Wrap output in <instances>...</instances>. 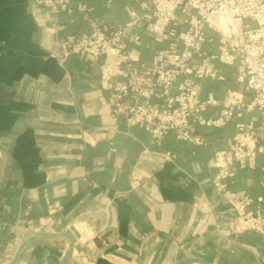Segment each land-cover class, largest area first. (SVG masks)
I'll return each instance as SVG.
<instances>
[{
    "label": "crops",
    "instance_id": "1",
    "mask_svg": "<svg viewBox=\"0 0 264 264\" xmlns=\"http://www.w3.org/2000/svg\"><path fill=\"white\" fill-rule=\"evenodd\" d=\"M132 13L140 21L129 33L140 44L122 39L118 49L135 66L150 65L157 45L143 29L140 0H72L44 21L27 0H0V144L10 158L0 191V264L41 233L69 236L68 264H264V223L235 230L232 205L248 198L246 209L264 219V156L252 168L233 161L223 179L213 164L216 152L231 147L237 124L260 125L259 111L246 108L251 95L236 81V64L213 61L214 73L200 83V99L218 102L207 112L212 119L233 102L227 122L196 126L200 143L171 131L156 145L125 122L102 81L106 66L112 80L126 78L125 65L117 73V54L64 56L67 35L123 27ZM67 244L62 237L38 242L20 264H60Z\"/></svg>",
    "mask_w": 264,
    "mask_h": 264
},
{
    "label": "built area",
    "instance_id": "2",
    "mask_svg": "<svg viewBox=\"0 0 264 264\" xmlns=\"http://www.w3.org/2000/svg\"><path fill=\"white\" fill-rule=\"evenodd\" d=\"M71 1L27 0V6L44 21L68 11ZM140 5L143 29L157 45L150 65L135 66L131 55L118 49L122 39L140 44V36L129 33L140 21L135 13L123 27L67 35L62 42L64 56L85 54L97 59L104 53L117 54V73L125 65L126 78L112 80L110 66H106L102 81L107 82L111 100L125 122L142 128L156 145L171 131L180 140L200 143L196 126L227 122L233 102L224 101L220 116L212 119L207 112L218 102L210 95L200 99V83L214 73L213 61L236 64V81L251 95L246 108L259 111L260 125L257 130L237 124L231 147L216 152L213 164L219 179L230 174L228 167L233 161L242 168L254 167L256 158L264 156V0H140ZM207 29L219 34V39L208 36ZM213 45L216 52L210 50ZM194 58H201L202 63H193ZM180 75L183 81L170 95ZM249 203L248 198L232 201L237 231L256 230L264 223L257 209H246Z\"/></svg>",
    "mask_w": 264,
    "mask_h": 264
},
{
    "label": "water",
    "instance_id": "3",
    "mask_svg": "<svg viewBox=\"0 0 264 264\" xmlns=\"http://www.w3.org/2000/svg\"><path fill=\"white\" fill-rule=\"evenodd\" d=\"M0 157H1L2 165H3V172L0 177V191H1V189L7 183L9 173H10L9 154L1 144H0ZM60 237L68 241L67 247L65 249V252H64V255L62 257L60 264H68L71 251H72V242L69 236L65 233H41V234L27 238L20 244L13 258L7 264H20L23 254L31 246L41 241H45L48 239H54V238H60ZM175 264H208V263L201 259H186V260L178 261Z\"/></svg>",
    "mask_w": 264,
    "mask_h": 264
}]
</instances>
